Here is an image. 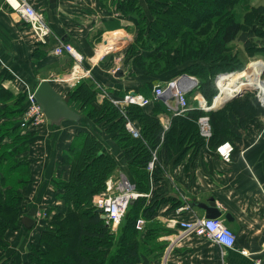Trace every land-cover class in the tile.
Segmentation results:
<instances>
[{
    "label": "trees",
    "instance_id": "16d2710c",
    "mask_svg": "<svg viewBox=\"0 0 264 264\" xmlns=\"http://www.w3.org/2000/svg\"><path fill=\"white\" fill-rule=\"evenodd\" d=\"M242 1L123 0L118 4L122 13L138 20L135 39L122 51L120 62L125 67L121 79L126 76L131 86L138 85L135 89L114 87L113 79L120 78L112 74L117 66L116 56L112 54L100 63L111 71L113 79L110 84L97 80L93 68L85 63V67L91 69L93 79L81 81L67 96L70 97V107L83 117L77 124L85 123L89 130L78 133L63 153L62 164L70 167V177L67 181L58 180L60 184L57 181L54 189L64 208L57 212L51 208L45 216L38 217L41 220L46 217V225L38 244L30 250L29 264L161 262L165 247L157 243L158 248L149 249L148 237L157 235L155 238L158 240L160 234L168 229L160 228L154 216L166 205L173 216L185 204L179 190L172 185L170 188L175 194L168 193L170 189L166 183L171 184L168 177L170 166L181 162L188 152L196 158L204 146L216 150L230 143L237 149L243 144V131L248 124L264 116V107L252 92L217 110L206 112L194 104V108L190 106L186 113L178 115L170 110L163 98L155 97L156 82L167 83L183 75L194 76L199 83L187 93L189 101L194 95L201 94L208 106H212L219 94L216 78L245 69L246 62L236 51L235 42L243 44L248 59L263 58L264 6H252L239 18L237 8ZM173 70L174 73L166 77ZM96 83L105 86L112 99L123 100L129 91H134L152 102L146 107H126L125 118L110 99L99 103L100 91ZM1 87L0 106L17 109L16 117L21 119L28 106L27 93L14 97ZM152 106L155 111L149 114L146 108ZM160 113L171 116L168 127L161 122ZM204 115L210 117L212 126L213 135L209 140L201 137L199 131L198 120ZM18 118L17 122L11 121L16 124L13 129H8L10 124L0 127V148L3 144L7 150L4 140L10 136L14 137L12 140L17 146L6 151L5 155L0 154V168L5 174L0 181V253L6 257L0 259V264H16L7 257L10 248L7 234L24 225L21 214L25 198L21 190L31 183L29 163L20 159V155L30 152L31 140L40 133L31 127L21 135ZM127 119L135 125L139 137H134L127 130ZM105 136H110L118 148L117 156L104 150ZM154 152L157 161L150 172L148 166ZM181 152L183 154L178 156ZM11 155L19 158L20 163L19 159L12 163ZM192 161L195 159L190 158V164ZM9 162L12 164L4 168L3 163ZM117 171L128 178L141 196L130 202L117 231H113L97 212L93 199L107 190L108 182ZM12 172L18 179L9 182ZM7 183L10 187L4 189ZM141 217L147 223L143 231H138L136 223ZM154 254L156 257L153 259Z\"/></svg>",
    "mask_w": 264,
    "mask_h": 264
},
{
    "label": "crops",
    "instance_id": "0c3cea01",
    "mask_svg": "<svg viewBox=\"0 0 264 264\" xmlns=\"http://www.w3.org/2000/svg\"><path fill=\"white\" fill-rule=\"evenodd\" d=\"M28 1L44 14L51 25L53 36L47 44L39 43L21 16L14 12L5 0H0L1 88L17 97L19 94L34 91L41 81L47 80L59 94L69 95L73 85L66 79L72 68L65 70V66L72 65L73 60L69 56L56 57L51 51L60 43L72 44L87 59V66L93 68L96 79L103 84H110L113 79L111 71L98 62L108 51L129 44L127 29L135 27L133 31H136V20L119 10L118 4L123 0ZM246 1L252 6H264V0ZM108 38L122 40L107 42ZM103 47L105 48L102 49ZM236 48L244 60H249L241 42H238ZM116 61L120 63L117 59ZM113 81L116 83L114 87L122 90L126 87L135 89L138 85L136 83L131 86L126 76ZM194 98L199 99V96L194 95ZM98 101H103L100 95ZM195 104L199 105L198 101ZM194 106L196 105H191V108ZM9 111L14 113L17 109ZM146 111L152 114L155 108L147 107ZM159 117L163 125L168 127L171 116L160 113ZM0 124H10L8 129L16 127V124L5 118H0ZM76 124L64 121L59 128L45 126L32 142L30 141V152L20 155V159L29 163L31 171L30 185L21 190L25 198L21 218L29 216L36 219V223L30 228L21 224L18 230L7 234L10 244L7 257L16 264H21V260H18L20 257L24 260L23 264H29L30 250L38 244L41 231L46 225V217L42 220L38 217H43L51 208L56 209L54 212L64 208L63 201L55 196L54 185L58 180H69L70 169L62 164V156L71 145L72 131L78 129ZM25 130L21 124V134H26L27 132H22ZM108 141L113 144L111 138ZM4 142L9 143L5 140ZM217 149L211 150L204 146L196 158L195 155L191 157L188 152L181 158V162L171 165L168 172L171 184L166 183L170 189L168 193L175 194L170 188L172 185L185 194L191 205V211L181 215V220L185 221L196 217L205 218V212L198 204H205L214 199L224 215L229 213L234 218L232 223L227 224L236 234V246L226 251L227 261L230 264H253L255 256H264V116L248 124L246 131H243V144L234 149L229 161H226ZM181 154L183 152L178 153V156ZM190 158L195 159L193 164H190ZM12 174L16 175L13 172ZM4 176L0 168V181ZM9 187L7 183L4 189ZM168 207L166 205L161 208L154 216V221L158 222L160 228L166 227L174 216L168 211ZM166 231L162 232L158 239L164 247L167 245L163 240L165 235L175 238L182 233L179 227H171ZM222 250L208 239L193 234L184 235L169 256L168 264H221ZM242 250L250 251L252 256L243 255ZM2 255L3 253H0V259Z\"/></svg>",
    "mask_w": 264,
    "mask_h": 264
},
{
    "label": "built area",
    "instance_id": "2783aa9c",
    "mask_svg": "<svg viewBox=\"0 0 264 264\" xmlns=\"http://www.w3.org/2000/svg\"><path fill=\"white\" fill-rule=\"evenodd\" d=\"M5 2L30 26L38 42L42 44L49 42L53 36V31L42 12L38 11L33 5L29 3L28 0H5ZM53 54L56 57L68 55L73 59L74 67L66 79V81L73 85V87L79 84L83 79H93L92 71L84 67V57L75 49L72 44L60 43L54 47ZM105 56H102L101 58ZM263 73L264 68L261 71V75ZM220 77L221 75H219L216 79L217 85ZM261 82L264 85V80L261 79ZM190 83L191 84L180 85L179 79L171 80L165 84L160 83L156 85L154 89L155 97L165 98V102L167 103L170 110L174 114L182 115L186 113L190 107L187 93L194 89L199 82L193 78ZM96 84L101 91L100 98L102 100L110 99L111 102L121 110L125 118L126 107L130 105L146 107L152 102L151 99L136 93H128L123 100L112 99L110 98V95L105 87L99 83ZM256 91V96L261 105L264 107V87H258L256 88ZM220 95L216 97V100L220 97ZM27 102L28 106L21 117V124L25 128L32 127L35 129H40L43 126L45 127L47 125V118L41 107L36 103L35 94L33 92L29 91L27 93ZM201 108L206 112L209 111L206 107V103L203 100L201 102ZM198 125L201 137H203L205 140H209L213 135L210 117L208 115L200 117L198 120ZM126 128L134 137H139V131L128 119ZM217 151L226 161H229L231 159L232 152L234 151V147L230 143H225L218 147ZM156 161L157 155L154 152L153 159L148 166V170L150 172L154 170ZM115 190H118V192H114L113 194L112 191ZM179 192L185 204L176 210L175 215L170 219L166 227L167 229L171 227H179L182 233L175 238L172 235H165L166 237L163 238V240L167 242L163 254V264H168L169 256L174 252L177 244L181 242V240L184 238V235L189 234H193L199 238L208 239L209 241H212L220 246L223 249L221 252V264H230L226 259V251L228 249H234L236 246L237 238L233 229L222 219H206L204 217H196L191 221L181 220V215L187 211H191V205L188 203L185 195L181 193L180 190ZM139 196L141 195L135 191V187L131 184L128 178L124 175H121V183L119 184V187L113 190L111 182H108L107 190L96 195L93 199V203L96 209L103 210L104 215L106 216L107 224L110 225L112 230L117 231L123 217L125 216L130 202L134 199H137ZM146 223L147 221L144 218H139L136 223V229L138 231H143ZM241 253L245 256H252V253H250L248 250H242ZM253 264H264V256H255L253 259Z\"/></svg>",
    "mask_w": 264,
    "mask_h": 264
},
{
    "label": "water",
    "instance_id": "95a60500",
    "mask_svg": "<svg viewBox=\"0 0 264 264\" xmlns=\"http://www.w3.org/2000/svg\"><path fill=\"white\" fill-rule=\"evenodd\" d=\"M125 67L122 66L120 70L115 74L116 78H121L124 74ZM234 74V73H233ZM233 74H226V75H233ZM222 76V75H221ZM193 80V77L189 75H184L179 80L180 85L189 84ZM219 89V87H218ZM253 90H256L254 88ZM244 90L242 92L235 93L231 97H228L221 103L218 107L213 102L211 107H208L209 110H217L223 108L227 103L235 98L242 97L245 93ZM35 94V101L41 107L43 113L45 114L48 125L51 127H60L64 121H71L75 123H80L83 120L82 115L77 113L72 107H70V97L69 96H62L59 94L55 88L52 86L50 81H41L34 90ZM198 207L201 208L205 212L206 219H219L223 218L227 223H232L234 218L231 214H223V212L217 207L216 202L214 199H211L208 203H201L198 204ZM97 212L101 214L103 219H106L103 210L97 209ZM23 224L30 228L35 224V220L32 217L25 216L22 218Z\"/></svg>",
    "mask_w": 264,
    "mask_h": 264
},
{
    "label": "rangeland",
    "instance_id": "374dc122",
    "mask_svg": "<svg viewBox=\"0 0 264 264\" xmlns=\"http://www.w3.org/2000/svg\"><path fill=\"white\" fill-rule=\"evenodd\" d=\"M252 7V5H251V3L249 2V1H242L241 2V4L238 6V8H237V13H238V16H239V18H242L243 17V15H244V13L246 12V11H248L250 8ZM149 19V18H148ZM137 23H138V20H136V24H135V26L136 27H138L137 26ZM134 26V25H133ZM134 29H130V30H128L127 29V31L129 32H127V34H129L128 35V38H129V43H130V40L132 41V40H134L135 39V31H133V30H135V27H133ZM236 45H238V42H235V46ZM127 47V46H126ZM126 47H122V48H119V47H116V49H112V50H110V51H108V54L109 53H112V55H114V56H116V59L119 61V62H121V59H123V52L122 51H124L125 50V48ZM52 51V50H51ZM114 51V52H113ZM101 58H99V60H100ZM86 61H87V59H85ZM98 60V61H99ZM101 60H106V59H101ZM246 63H245V69L243 70V71H245V70H247V69H249L250 68V66L253 64V62H256V61H261V62H263L264 63V59H261V58H259V59H252V60H244ZM98 63H101V61H99ZM186 64V63H185ZM72 66L73 65H67V66H65V70H68V69H71L72 68ZM183 66H185V65H183ZM119 68V67H118ZM117 68V69H118ZM174 71L175 70H173V72H169L170 74H168V75H166V77H170L171 75H172V73H174ZM243 71H241V72H243ZM241 72H239V71H237V72H235L234 74H237V73H241ZM233 74V73H232ZM233 74V75H234ZM184 76V75H183ZM190 76V75H189ZM182 77V76H181ZM191 77H193L194 79H196V80H198V78H196V77H194V76H191ZM180 78V77H179ZM178 79V78H177ZM261 79L262 80H264V73L261 75ZM198 82H199V80H198ZM216 82V81H215ZM216 86H217V88L219 87L220 88V85H219V82H218V85H217V83H216ZM254 88H252V87H249V88H247V89H245V90H247V91H245V93L243 94V96L242 97H244L247 93H252V92H255V93H257V91L256 90H253ZM220 92H221V89H220ZM197 96H199V99L198 98H194V97H191L190 98V104L191 105H194L195 104V102L196 101H198V104H199V107H201V102H202V95L201 94H196ZM242 97H239V98H242ZM215 102V101H214ZM1 107V109H0V118H5L6 120H10V121H15V122H17L16 121V118H18L19 116H17L16 117V112H14V113H11L10 111H9V109H5L3 106H0ZM18 119H20V118H18ZM77 126H78V129L75 131V132H73L72 131V142L71 143H73V141L75 140V138H76V136L78 135V133H80V132H86L87 131V129L88 128H85L86 126H87V124H85V123H83V124H76ZM1 126H3V125H1L0 124V127ZM43 128H44V126L43 127H41L40 129H38L39 131H42L43 130ZM105 129H106V127H105ZM89 130V129H88ZM29 130L28 129H26L25 131H22V132H28ZM21 135H23V134H21ZM25 135V134H24ZM12 138L14 139V137L13 136H10V137H8L7 139H5V141L6 142H9V143H7L6 145H7V150H6V147H4L3 146V144H2V147L0 148V154H2V155H5V153H6V151L8 152V150H10V149H15V148H17V146H15L14 145V143L12 142L13 140H12ZM106 138V140L104 141V144H105V147H104V150L106 149V151L107 152H109L110 154H112L114 157L115 156H117L118 155V153H119V150H118V148L116 147V145H114V144H112V143H109V141H108V139L110 138L109 136L108 137H105ZM5 143V142H4ZM17 144H19V143H17ZM5 145V144H4ZM12 155H14V153L12 154ZM11 155V162L13 163L16 159H19V158H13V156ZM8 156H9V154H8ZM14 157H15V155H14ZM19 161V163H20V159L18 160ZM12 163H10L9 162V164H7V163H3V165H4V167L5 168H7V167H9V165L10 164H12ZM120 164H121V162H120ZM23 168H25V165L23 164ZM70 168V167H69ZM119 169H120V167H119ZM121 175H124V174H122V172H119V171H117L114 175H113V178H112V180L111 181H109V182H111V184H112V187H113V190L115 189V188H118L119 187V184L121 183ZM18 176H17V174L16 175H12L11 177L9 176V182H12V181H14L15 179H18L17 178ZM60 181H58L57 183H59ZM60 184V183H59ZM58 184V185H59ZM114 192L116 193V192H118V190H115V191H112V193L114 194ZM110 194H111V192H110ZM112 229V228H111ZM157 235H154V238H149L148 236V239H149V245H150V248L149 249H156V248H158L159 246H158V244L157 243H159V245H163V243H162V241H159V240H156V237ZM142 237V236H141ZM143 239V238H142ZM141 239V240H142ZM158 239H159V237H158ZM162 245H161V247H162ZM165 249V248H164ZM155 253V252H154ZM163 254H164V250H163ZM2 258L3 257H5V256H1ZM156 257V254H154V256H152V258L154 259ZM19 261L21 260V264H23V261L24 260H22V257H20L19 259H18ZM29 261V260H28ZM163 258H162V260H161V262L159 261V263L157 262V263H155V264H163Z\"/></svg>",
    "mask_w": 264,
    "mask_h": 264
},
{
    "label": "bare ground",
    "instance_id": "6f19581e",
    "mask_svg": "<svg viewBox=\"0 0 264 264\" xmlns=\"http://www.w3.org/2000/svg\"><path fill=\"white\" fill-rule=\"evenodd\" d=\"M115 40L117 42L118 41L120 42L122 39L108 38L107 42H111ZM104 48L105 47H103L102 49ZM104 51L106 52L107 50H104ZM263 68H264V63L261 61H256V62H253V64L250 66L249 69L241 73H237L234 75H226V74L222 75L219 80L221 95L214 102L216 104V107H218L221 103H223V101L227 99L228 97H231L235 93L242 92L249 87H252V88H258L261 86L264 87L263 83L261 82V77H260L261 71L263 70Z\"/></svg>",
    "mask_w": 264,
    "mask_h": 264
}]
</instances>
